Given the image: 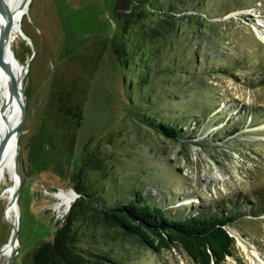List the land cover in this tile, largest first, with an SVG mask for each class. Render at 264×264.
<instances>
[{
  "label": "rangeland",
  "instance_id": "rangeland-1",
  "mask_svg": "<svg viewBox=\"0 0 264 264\" xmlns=\"http://www.w3.org/2000/svg\"><path fill=\"white\" fill-rule=\"evenodd\" d=\"M185 4L194 5L190 23L167 35L174 72L145 83L146 76L122 68L113 51L112 40L121 37L114 0H28L12 40L26 64L18 251L0 264H27L37 243L52 239L56 222L69 211L66 193H78L71 173L85 146L102 163L89 173L93 204L127 201L141 188L169 213L223 207L236 216L226 225L235 241L219 264H250L244 245L264 259V212L255 215L250 205L264 190V39L257 29H264V0ZM63 88L74 89L82 101L72 146L51 117L52 93ZM138 107L178 120L181 137H166L131 118ZM233 124L239 128L231 132ZM11 185L6 172L0 180V244L12 231L6 210ZM125 239L123 250L114 247L122 264H198L179 246L154 251L134 237Z\"/></svg>",
  "mask_w": 264,
  "mask_h": 264
},
{
  "label": "trees",
  "instance_id": "trees-1",
  "mask_svg": "<svg viewBox=\"0 0 264 264\" xmlns=\"http://www.w3.org/2000/svg\"><path fill=\"white\" fill-rule=\"evenodd\" d=\"M193 6L186 5L185 0H114L121 37L112 40V47L120 66L139 77L146 76L145 83L160 72H174L169 59L172 45L168 48L167 35H173L190 23V15L195 11L191 9ZM168 16L174 21H169ZM125 36L128 42L133 40L130 45L124 42ZM164 61L168 64L163 66ZM51 103L53 125L72 146L82 119L81 98L76 99L74 89L63 88L52 93ZM131 118L166 137H181L176 119H159L141 107L132 112ZM238 128V124H233L231 132ZM84 150L81 163L71 173L72 187L79 196L64 219L56 222L52 239L40 241L33 248L27 264H122L114 247L123 250L128 236L154 251L179 246L198 264L211 261L219 264L233 253L235 240L226 225L236 216L223 207L197 206L190 211H180L181 214H176L175 210L169 213L163 206L148 200L150 195H143L141 188L134 190L130 200L101 207L93 204V191L87 187L89 173L93 166L102 163L97 162L99 158L93 160L92 150L87 146ZM88 161L91 167L87 166ZM253 198L252 202L248 199L246 202H250L253 214H261L264 190Z\"/></svg>",
  "mask_w": 264,
  "mask_h": 264
},
{
  "label": "bare ground",
  "instance_id": "bare-ground-1",
  "mask_svg": "<svg viewBox=\"0 0 264 264\" xmlns=\"http://www.w3.org/2000/svg\"><path fill=\"white\" fill-rule=\"evenodd\" d=\"M23 0H5L3 7V14L0 20V31L1 25L8 19L11 18L13 30L11 35V50L14 52L12 48V40L16 37L20 28V21L23 17V14L27 8L28 0L25 5L21 8V3ZM259 30V34L264 39V29L257 27ZM21 31V30H20ZM22 34V31H21ZM15 53V52H14ZM20 59V58H19ZM21 60V59H20ZM24 68L25 65L21 62L14 61L11 54L6 55V59L2 67L0 68V138L5 132V130L9 127H12L16 124L19 114H20V104L23 102V97L21 96L20 90L18 93L16 91L17 82H22L21 80L24 77ZM15 149L14 139L10 137L7 146L0 156V180L4 177L5 173L8 172L12 177V185L10 188V192L14 189L17 184L18 176L14 172L13 163H12V155ZM8 188L6 191H8ZM65 204L69 205L73 201V191L69 190L65 195ZM7 210V218L11 220V224L14 227H18V218H19V208L17 203L6 206ZM14 210V212H13ZM15 213V217H14ZM15 219V222H13ZM238 234V232H237ZM241 243V242H240ZM18 246V241L14 244L7 242L4 245L0 246V262L2 257L9 256L13 253L15 248ZM246 253L250 259V264H264V259L259 255L258 251L251 246L244 245Z\"/></svg>",
  "mask_w": 264,
  "mask_h": 264
},
{
  "label": "water",
  "instance_id": "water-1",
  "mask_svg": "<svg viewBox=\"0 0 264 264\" xmlns=\"http://www.w3.org/2000/svg\"><path fill=\"white\" fill-rule=\"evenodd\" d=\"M4 2H5V0H0V20L2 18V14H3ZM26 2H27V0L22 1L21 8L25 5ZM1 26L2 27H1V31H0V68L2 67L4 60L6 59V55L8 53L11 54L14 61H17L18 63L21 62V60L16 56V54L10 48L11 47V43H10L11 42V35H12V30H13L11 18H8ZM23 64L26 65L25 63H23ZM21 80H23V78ZM18 90H20L21 96L23 97V102L20 104L19 118H18L16 124L13 125L12 127L7 128L5 130V132H3V134L0 138V156L4 152L10 137H12V139H14V143H15V149H14V152L12 155V163H13L14 172L18 176V181H17L16 186L11 191V194L9 196L7 204H10V205H12L16 202L18 191H19V186L21 183V172H20L19 158H18V152H19V148H20V145L18 144V135H19V132L21 130L22 124L25 120V116H26V97H25L24 91H23V81L20 83L17 82V84H16L17 93H18ZM78 196H79V194L73 191V200H75ZM70 205L67 208V211L70 209ZM11 225H12V231H11V235L8 238L7 242L14 244L17 241V228L18 227H14L13 224H11ZM7 242H5V243H7ZM5 243L0 244V246L4 245ZM15 250H16V252L18 251V246H17V248H15Z\"/></svg>",
  "mask_w": 264,
  "mask_h": 264
}]
</instances>
